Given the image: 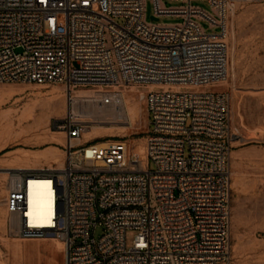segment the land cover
I'll return each mask as SVG.
<instances>
[{"label": "built area", "instance_id": "obj_1", "mask_svg": "<svg viewBox=\"0 0 264 264\" xmlns=\"http://www.w3.org/2000/svg\"><path fill=\"white\" fill-rule=\"evenodd\" d=\"M151 1L158 21L145 0H0V85H56L67 100L63 168L9 171L12 234L63 242L66 264H232L230 97L213 89L229 77L231 16L259 0ZM130 87L145 89L142 158L122 138L85 142L74 110L77 91L115 106ZM32 178L49 183L46 226L30 224Z\"/></svg>", "mask_w": 264, "mask_h": 264}, {"label": "rangeland", "instance_id": "obj_2", "mask_svg": "<svg viewBox=\"0 0 264 264\" xmlns=\"http://www.w3.org/2000/svg\"><path fill=\"white\" fill-rule=\"evenodd\" d=\"M145 3L147 21L152 22V1L145 0ZM162 3L166 8L182 6L170 0H162ZM192 6L213 13L208 2L194 1ZM183 22L174 17L160 20L166 25ZM201 25L208 33L220 32L219 28L210 30L205 22ZM228 26L229 77L213 91L230 97L232 264H264V0L237 7ZM130 91L136 99L125 115L128 124H102L96 130L88 129L83 139L92 143L122 138L135 148V154L141 151L142 158L150 130L146 102L139 97L145 89L130 87L125 93ZM54 94L59 97L51 106L44 104ZM66 111L67 100L60 86L0 85V123L3 127L7 125L4 114H9L15 123L10 136L0 139V264H66L67 250L63 242L55 238L35 242L14 236L5 205L10 170L26 169L47 161L54 168L64 164V135L57 126ZM149 170H155L152 163ZM101 235L102 231L98 230L96 237ZM134 235L128 234V242ZM35 243L40 244L37 251L24 249L23 254H18L13 250V244ZM50 244L57 246V256L47 248Z\"/></svg>", "mask_w": 264, "mask_h": 264}, {"label": "bare ground", "instance_id": "obj_3", "mask_svg": "<svg viewBox=\"0 0 264 264\" xmlns=\"http://www.w3.org/2000/svg\"><path fill=\"white\" fill-rule=\"evenodd\" d=\"M128 93L123 94V101L120 105L106 106L102 103V96L93 90H80L75 94V112L83 118L89 126V130L93 131L100 127L102 124H122L127 125L128 122L125 119L126 113L130 111L131 106L135 103V97ZM57 94L52 95L44 104L51 106V104L58 98ZM140 99L144 97V93L139 95ZM127 113V114H128ZM4 118L7 120V125L3 127L0 123V139L8 138L14 130L15 123L11 119L9 114H4ZM59 142L62 144V135H60ZM143 153L139 150L136 151V155L140 156ZM63 168V163L59 165V169ZM19 169V168H18ZM28 216L30 224L46 226L50 224L52 217V197L49 192V183L45 180H30L28 185ZM47 239V238H46ZM37 241V240H30ZM40 248V244H27L21 246L20 244H13V250L15 253L23 254L24 249H33L37 251ZM51 252L57 256L58 249L54 244L47 246ZM59 248V247H58ZM67 250L66 246L64 247ZM11 249V248H10ZM16 259V258H15Z\"/></svg>", "mask_w": 264, "mask_h": 264}, {"label": "crops", "instance_id": "obj_4", "mask_svg": "<svg viewBox=\"0 0 264 264\" xmlns=\"http://www.w3.org/2000/svg\"><path fill=\"white\" fill-rule=\"evenodd\" d=\"M59 168H54L51 165L50 161L45 162L44 164H35L32 167L26 168V170L40 171V170H57Z\"/></svg>", "mask_w": 264, "mask_h": 264}, {"label": "water", "instance_id": "obj_5", "mask_svg": "<svg viewBox=\"0 0 264 264\" xmlns=\"http://www.w3.org/2000/svg\"><path fill=\"white\" fill-rule=\"evenodd\" d=\"M152 20H154V21H158L157 19H155V18H151Z\"/></svg>", "mask_w": 264, "mask_h": 264}]
</instances>
